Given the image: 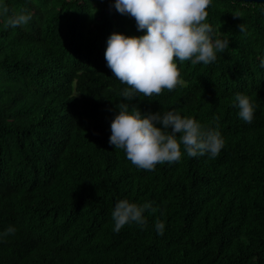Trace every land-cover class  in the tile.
Wrapping results in <instances>:
<instances>
[{
  "label": "trees",
  "instance_id": "trees-1",
  "mask_svg": "<svg viewBox=\"0 0 264 264\" xmlns=\"http://www.w3.org/2000/svg\"><path fill=\"white\" fill-rule=\"evenodd\" d=\"M22 11L29 21L6 27ZM207 13L227 49L208 65L177 59L182 86L128 101L107 40L145 33L115 0H0V233L16 229L0 239V264H264V2L212 0ZM120 102L213 128L219 117L224 147L210 158L181 145L178 162L138 169L109 144ZM121 199L156 211L117 233Z\"/></svg>",
  "mask_w": 264,
  "mask_h": 264
},
{
  "label": "clouds",
  "instance_id": "clouds-1",
  "mask_svg": "<svg viewBox=\"0 0 264 264\" xmlns=\"http://www.w3.org/2000/svg\"><path fill=\"white\" fill-rule=\"evenodd\" d=\"M212 0H115V8L121 14L134 18L140 36L113 33L107 40L105 60L113 76L127 87L120 96L131 101L140 96L152 100L165 90L171 92L182 86L177 59L180 62L208 65L217 58V51L223 52L229 46L228 39H213L212 28L207 19V8ZM3 14L9 12L2 7ZM236 17L242 13L233 12ZM30 15L23 11L8 16L6 27L16 28L26 24ZM241 32L246 31L242 23ZM264 66V60L261 61ZM234 105L239 109V118L251 123L254 105L249 96L236 93ZM118 112L110 124L109 144L122 149L128 161L138 169L155 170L158 164L175 163L181 159V145L189 157L208 155L216 158L225 141L220 132L219 117L216 128L202 125L194 118L182 117L179 113L167 111L163 114L149 112L142 114L135 105L120 102ZM155 212L151 203L138 205L127 199L116 202L111 213L115 232L125 225L136 224L145 227V210ZM155 228L163 235L165 225L157 220ZM9 226L0 239L15 233Z\"/></svg>",
  "mask_w": 264,
  "mask_h": 264
},
{
  "label": "water",
  "instance_id": "water-1",
  "mask_svg": "<svg viewBox=\"0 0 264 264\" xmlns=\"http://www.w3.org/2000/svg\"><path fill=\"white\" fill-rule=\"evenodd\" d=\"M242 1H245V2H257V3L264 2V0H242Z\"/></svg>",
  "mask_w": 264,
  "mask_h": 264
}]
</instances>
